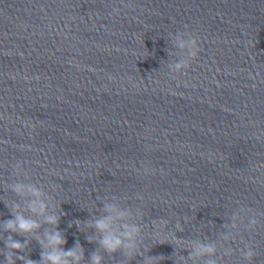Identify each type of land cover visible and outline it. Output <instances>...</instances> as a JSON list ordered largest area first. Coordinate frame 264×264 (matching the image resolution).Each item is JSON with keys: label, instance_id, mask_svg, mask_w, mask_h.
Instances as JSON below:
<instances>
[{"label": "clouds", "instance_id": "1", "mask_svg": "<svg viewBox=\"0 0 264 264\" xmlns=\"http://www.w3.org/2000/svg\"><path fill=\"white\" fill-rule=\"evenodd\" d=\"M42 209H43V205H41V210ZM33 210H35V209H33ZM50 219H53V218H50ZM53 222H54V219H53ZM6 227L8 229H13V230H15L18 227L21 232H28V231H32L34 228H36L37 225L33 221L26 220L22 216H18L16 221L7 222ZM97 227L101 230H104L108 227V223L105 221H100L97 223ZM52 242L54 244H60V243H63L64 241L61 240L59 234H57L55 237L52 238ZM103 243L105 244V246L108 249L115 250L117 248V246L120 245L121 241L119 239L109 237V238H106ZM11 247L16 248V249H20L22 247V245L17 242V243H12ZM68 255H72V253H69ZM252 255H253V253L251 252V250H249V252L246 253V257L249 259L252 257ZM48 259L52 261V264H62L61 257L58 255H51L48 257ZM96 259L98 261V258H96ZM28 264H35V262L29 261Z\"/></svg>", "mask_w": 264, "mask_h": 264}]
</instances>
